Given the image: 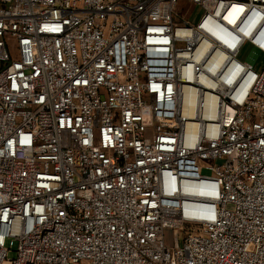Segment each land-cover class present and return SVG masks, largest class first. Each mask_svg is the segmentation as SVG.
I'll use <instances>...</instances> for the list:
<instances>
[{"label": "built area", "instance_id": "1", "mask_svg": "<svg viewBox=\"0 0 264 264\" xmlns=\"http://www.w3.org/2000/svg\"><path fill=\"white\" fill-rule=\"evenodd\" d=\"M247 47L264 0H0V264H264Z\"/></svg>", "mask_w": 264, "mask_h": 264}, {"label": "rangeland", "instance_id": "2", "mask_svg": "<svg viewBox=\"0 0 264 264\" xmlns=\"http://www.w3.org/2000/svg\"><path fill=\"white\" fill-rule=\"evenodd\" d=\"M178 16H185L188 17V21L191 24H195L201 15L200 8H193L186 3H181L178 6ZM179 47H182L179 45ZM242 58L246 60L247 63L251 64L256 71L260 72L264 67V56L258 54L251 48L247 47L242 52ZM204 175H211L210 171H203ZM15 255L14 253L9 254V258H13Z\"/></svg>", "mask_w": 264, "mask_h": 264}]
</instances>
